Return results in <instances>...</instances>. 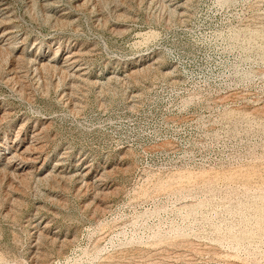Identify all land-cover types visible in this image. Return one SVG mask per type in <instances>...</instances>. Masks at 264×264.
<instances>
[{"label":"rangeland","instance_id":"obj_1","mask_svg":"<svg viewBox=\"0 0 264 264\" xmlns=\"http://www.w3.org/2000/svg\"><path fill=\"white\" fill-rule=\"evenodd\" d=\"M0 264H264V0H0Z\"/></svg>","mask_w":264,"mask_h":264}]
</instances>
